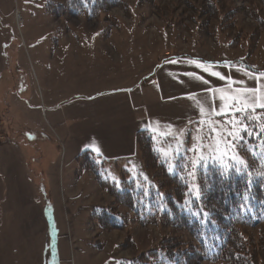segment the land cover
I'll list each match as a JSON object with an SVG mask.
<instances>
[{
  "label": "rangeland",
  "instance_id": "obj_1",
  "mask_svg": "<svg viewBox=\"0 0 264 264\" xmlns=\"http://www.w3.org/2000/svg\"><path fill=\"white\" fill-rule=\"evenodd\" d=\"M207 1L123 0L124 9L113 8L89 20L62 13L67 0H0V56L4 62L3 79L0 80V111L3 109L2 114L10 113L13 120L7 126V121L0 118L7 127V130L0 127V134L8 136L18 130L26 133L21 140L33 142L29 146L32 149L28 158L30 169L35 174L31 178L47 214L46 232L41 238H25L23 224L12 225L13 239L3 238L9 262L24 258L27 248L30 261L34 263L37 261L32 252H40V264H131L141 255L160 250L163 242L169 244L170 239H178V246L185 254L193 251V241L187 235L160 224H138L130 212L97 183L93 171L81 170L76 161L68 163L64 158L53 159L56 155L54 149L49 151L35 139L36 135L31 138L27 134L47 129L40 119V101L33 103L31 98L35 88L40 92V88L46 87L65 67L75 68L79 63L96 57L120 55L124 44L131 40L143 41L148 50L161 58L166 53L173 58L185 55L184 58L215 62L226 67L236 62V67L247 66L257 75L264 72V32L259 30L257 48L256 43L254 50L252 46L254 29H257L252 15L259 12L264 18V10L258 1L219 0L217 5L221 9L217 15L211 16L214 21L206 28L207 32L213 33V41L203 34L204 29L199 28L205 19V13L200 11L207 10ZM50 2L53 3L51 14L46 11ZM229 11L235 27H230V31L225 26L216 29L215 21L222 20ZM18 112L29 122L18 119ZM228 119L212 118L203 120V124L191 122L177 132L153 138L154 148L160 160L167 165L168 172L175 173L178 163L188 162V175L195 174L200 168H192L190 161L195 156H203L207 160L206 165L217 167H231L232 160L238 159L246 161L248 167V157L254 156L263 162L264 144L258 142L250 146L247 135L235 146L225 148L226 141H221L219 133H216L213 139H203L201 150V141L195 138L207 137L214 121ZM257 126L259 130V122ZM194 144L197 149L195 155L190 151ZM107 162L98 168V173L117 186L121 179L139 178L135 184L145 192L147 188H156L161 181L145 167L138 149L135 157L117 165ZM100 209L112 210L120 215L119 219L123 216L125 225L120 229L94 227L91 215ZM0 223L1 233H5L4 219ZM241 229L242 236L251 240L253 245L262 242V248L256 251L255 262L264 264V225Z\"/></svg>",
  "mask_w": 264,
  "mask_h": 264
},
{
  "label": "crops",
  "instance_id": "obj_2",
  "mask_svg": "<svg viewBox=\"0 0 264 264\" xmlns=\"http://www.w3.org/2000/svg\"><path fill=\"white\" fill-rule=\"evenodd\" d=\"M1 38L0 31V42ZM189 61L208 66V71ZM3 71L4 62L0 56V80ZM213 71L232 80H221L211 75ZM245 72L253 73L242 67H226L200 59L173 58L168 53L161 58L148 50L143 41L131 40L124 44L120 55L96 57L75 68L65 67L46 87H41L40 92L35 88L31 98L33 103L40 101V119L47 129L29 131L27 136L36 135L35 139L44 144V148L54 149L53 159L64 158L70 163L84 151H89L108 164L117 165L136 156L135 135L138 131L146 130L153 138L162 137L191 122L208 120L211 102L214 100L215 107L219 108L221 96L225 97L223 105L227 113L233 98L239 101L251 95L237 89L258 87V81ZM233 80L244 83H233ZM216 89L223 91L216 92ZM259 90L255 93L257 106L264 96V88ZM197 100L205 108L203 116ZM237 107L246 105L237 103ZM1 111L0 118L3 117L9 126L10 113L2 114ZM226 116L213 114L211 119ZM17 118L29 122L20 112ZM0 127L7 130L1 120ZM24 134L18 130L8 136L0 134V222L4 219L6 225L5 233L0 230V264H40V252H32L37 261L34 263L30 261L27 248L24 258L9 262L3 238L13 239L12 225L22 223L25 238H41L46 232L47 214L33 184L31 177L35 174L28 162L32 149L29 146L33 142L21 140Z\"/></svg>",
  "mask_w": 264,
  "mask_h": 264
},
{
  "label": "trees",
  "instance_id": "obj_3",
  "mask_svg": "<svg viewBox=\"0 0 264 264\" xmlns=\"http://www.w3.org/2000/svg\"><path fill=\"white\" fill-rule=\"evenodd\" d=\"M257 1L264 10V0ZM219 2L208 0L207 10L200 11L201 14L205 13V19L199 28L204 29L203 34L212 41L213 33L207 32L206 28L214 21L211 16L217 15L218 9H221L217 5ZM113 8L124 9L123 0H67L62 13L91 20L95 15L106 14ZM52 9L53 3L50 2L46 5L47 13L51 14ZM229 12L222 20L215 21L216 29L225 26L230 31V27H235L236 23ZM258 13L252 15L257 24L253 33V50L255 43L257 48L258 33L264 32V18ZM235 63L230 65L235 66ZM241 66L255 73L249 67ZM260 113L257 106L253 115ZM257 122L259 121L250 125L258 130ZM248 141L250 146L258 142L264 144V135L257 138L255 135L249 136ZM135 142L145 167L161 178L156 188H147L145 192L139 190L138 184H135L139 178L121 179L119 186L104 180L98 173V168L105 165L106 160L92 152L84 151L76 161L81 170L93 171L97 183L116 203L124 206L138 224H160L173 232L187 235L193 241V251L185 254L182 247L178 246L179 240L170 239L169 244L163 242L160 250L144 254L146 257L141 255L131 264H256V251L262 248V242L253 245L251 240L242 236L241 228L251 229L264 225V161L257 156L248 157L247 168H241L240 173L229 171L226 175L221 174L224 168L206 165L189 176L188 162L178 163L175 173L168 172L167 165L160 160L154 148L153 137L148 131H138ZM180 170L183 171L179 172ZM124 173L128 175L127 171ZM204 213L208 214L207 217ZM119 216L110 209H100L91 215V222L96 228L120 229L125 225V220L123 216L119 219Z\"/></svg>",
  "mask_w": 264,
  "mask_h": 264
},
{
  "label": "snow or ice",
  "instance_id": "obj_4",
  "mask_svg": "<svg viewBox=\"0 0 264 264\" xmlns=\"http://www.w3.org/2000/svg\"><path fill=\"white\" fill-rule=\"evenodd\" d=\"M174 62V61H173ZM189 63L195 64L197 67H203L204 71H208V66H204L202 63H198L196 61H189ZM239 70V69H238ZM189 75H193L192 73H189ZM211 75L219 77L221 80H232L231 77H225L220 72L213 71L211 72ZM245 75L251 76V78L256 79L258 81V87L256 88H244V89H237L238 92H243L247 94H251L246 96L245 99L237 101L236 98H233V103L229 106V111L227 113L224 112V105L223 101L225 100V97L221 96V105L219 108L215 107V101L213 100L210 104L209 111L207 113L209 119H211L212 115H227L229 117L226 121H214L213 126L209 128L208 130V136L207 137H197L195 139H199L201 141V150L203 149L202 141L205 138L213 139L215 138V134L219 133L221 141H226L225 148H231L236 145L238 141H243L244 137L247 136H257L260 137L261 135H264V96L261 97V103H259L258 107L261 110L260 114L253 115L254 112H256L257 104H256V96L255 93L260 89L264 88V81L261 80V78H264V72L257 74L248 73L245 72ZM197 79H203L202 77H196ZM233 83H239L243 84L244 81H232ZM204 83H207V81H204ZM212 90L209 89V92ZM216 92L223 91L222 89H216ZM191 98V97H190ZM248 101H251V103H248ZM199 107L200 115H205V108L201 104L199 100L196 101ZM237 103L241 105H246V107H237ZM259 121L260 127L259 130L255 128H251V125L249 122H256ZM204 121H198V124H203ZM226 129V131H225ZM199 131V129H198ZM98 151V150H97ZM195 155L197 152L196 145H193V148L190 149ZM211 159V158H209ZM232 160V158H229ZM192 168L196 169L198 167H205L207 164V160L203 156H195V158L191 159L190 161ZM213 163H217V161L213 160ZM241 166L247 167L246 161L243 159L238 160H232L231 167L229 166H222L224 168V171L221 173L222 175L228 174L229 171H235L237 173L241 172ZM264 175V173H262ZM147 179V177H145ZM247 199V197H245ZM207 213H204V216L207 217Z\"/></svg>",
  "mask_w": 264,
  "mask_h": 264
}]
</instances>
